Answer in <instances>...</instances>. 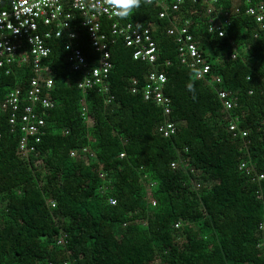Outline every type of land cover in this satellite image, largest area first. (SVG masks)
<instances>
[{
  "label": "trees",
  "instance_id": "trees-1",
  "mask_svg": "<svg viewBox=\"0 0 264 264\" xmlns=\"http://www.w3.org/2000/svg\"><path fill=\"white\" fill-rule=\"evenodd\" d=\"M232 2L215 6L226 9ZM238 2L240 12L232 14L223 36L207 31L202 0H182L175 13L180 21L191 20L190 31L210 62L203 79L193 80L192 69L179 62L178 43L166 34L169 22L158 17L157 4L142 0L129 17L119 18L150 27L156 68L167 78L169 115L143 99L153 66L134 60L121 36L109 45L107 94L97 87L82 92L63 40H47L54 106L44 111L46 130L34 152L19 153L20 132L11 130L0 109V264H264V234L258 230L264 177L257 176L264 174V26L245 13L264 0ZM75 18L78 44L90 60L86 30ZM110 22L102 19L106 34ZM31 74L30 63L8 74L0 68V101L16 86L24 93ZM219 90L235 106L223 109ZM166 119L177 124L169 137L157 130ZM82 148L88 149L84 157L71 156ZM242 162L254 170L247 174ZM147 182H154L150 191Z\"/></svg>",
  "mask_w": 264,
  "mask_h": 264
},
{
  "label": "built area",
  "instance_id": "built-area-1",
  "mask_svg": "<svg viewBox=\"0 0 264 264\" xmlns=\"http://www.w3.org/2000/svg\"><path fill=\"white\" fill-rule=\"evenodd\" d=\"M202 1L207 3L205 8V13L208 15L207 31L223 36L232 14L240 12L238 0H233L229 8L221 10L215 6L219 0ZM152 3L160 8L158 17L167 19L169 22L165 32L175 37L178 43L179 62L189 69L200 70V76L197 78H205L210 73L211 65L201 53L199 41L190 31L191 20L185 18L180 21L179 17L175 16V13L180 10L182 0H152ZM6 4L7 7H0V68L8 74L16 66L30 63L32 70L24 93L20 86H16L10 89L0 101V109L7 113L11 130L18 129L20 132L17 142L19 153L26 156L35 151L36 144L40 143L46 130L44 111L54 106L49 96L54 80L49 74L50 67L45 62L51 51L47 40L53 37L63 40L68 66L71 71L80 74L77 87L82 92L97 87L99 92L107 94L109 91L107 81L113 67L109 45L115 41L114 37L121 36L125 46L132 49L134 60L153 66L145 77L142 89L143 99L161 107L165 115L170 114V100L164 93L167 78L164 72L156 68L157 46L150 27L120 21L118 17L111 14V9L106 4L100 13H96L91 10L95 0H6ZM245 13L264 26V3L249 5ZM76 14L79 15L77 23L86 30L88 42L94 54L90 60L78 44L79 33L74 25ZM103 18L112 20L109 25V34L101 29ZM231 57L234 58L235 53H232ZM215 79L220 81L218 77ZM137 86V79L132 78L131 92L136 93ZM228 95L227 91H218V96L223 101V109L235 106V100L228 98ZM106 97V101H109L110 97ZM82 110H86L83 99ZM176 127L175 122L166 119L157 126V130L164 137H169L176 132ZM235 129V124L230 123L229 130L233 131V135L236 134ZM245 134L246 132L243 131L242 135ZM79 152L84 157L88 149L82 148L70 154L75 157ZM122 156L123 153L120 154V157ZM176 166V161L171 163L172 168ZM239 168L245 170L247 174L254 170L252 167L248 168L245 162L240 163ZM257 176L262 179L264 174ZM153 185L154 182H147V190L150 191ZM195 186L199 187L200 184L195 183ZM108 202L113 205L116 201L109 197ZM151 202L152 205L155 204L153 199ZM178 226L179 223H175V227ZM258 230L264 234V220L258 223ZM58 242H61V237ZM60 264L70 263L64 261Z\"/></svg>",
  "mask_w": 264,
  "mask_h": 264
},
{
  "label": "clouds",
  "instance_id": "clouds-1",
  "mask_svg": "<svg viewBox=\"0 0 264 264\" xmlns=\"http://www.w3.org/2000/svg\"><path fill=\"white\" fill-rule=\"evenodd\" d=\"M142 0H95V4L91 6V10L100 13L104 4H106L111 9V14L120 19H125L129 17L134 9L141 6ZM143 3L150 4L152 0H143ZM193 80L200 76V70L193 68L192 70ZM187 90L195 96L196 89L193 82L187 84Z\"/></svg>",
  "mask_w": 264,
  "mask_h": 264
},
{
  "label": "water",
  "instance_id": "water-1",
  "mask_svg": "<svg viewBox=\"0 0 264 264\" xmlns=\"http://www.w3.org/2000/svg\"><path fill=\"white\" fill-rule=\"evenodd\" d=\"M3 5H4V1L0 0V7H3Z\"/></svg>",
  "mask_w": 264,
  "mask_h": 264
}]
</instances>
